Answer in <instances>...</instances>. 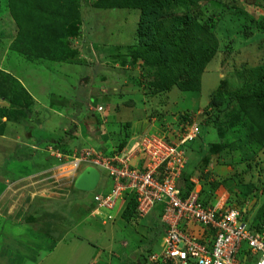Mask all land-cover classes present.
Wrapping results in <instances>:
<instances>
[{
	"label": "rangeland",
	"instance_id": "obj_1",
	"mask_svg": "<svg viewBox=\"0 0 264 264\" xmlns=\"http://www.w3.org/2000/svg\"><path fill=\"white\" fill-rule=\"evenodd\" d=\"M8 1L0 0V90L7 94L0 95L3 108L9 107L10 98H14L12 91H18V85L23 88L15 74H22L25 67L60 61L49 60L44 54L39 57L23 53L12 43L17 28L9 15ZM101 1L78 0V33L64 39L72 53L62 60L83 64L80 73H75L79 79L87 71L93 75L89 76L90 84L77 85L70 96H49L55 98H51L52 107L62 109L68 121L72 115L78 124L74 134L67 128L57 137L56 148L71 152L98 146L104 153L115 152L120 142L143 129L158 133L172 130L170 139L174 140L181 122L189 119L197 124L199 134L185 146V172L192 174L190 177L200 188V201L211 204L222 197L227 207L245 205L249 221L264 200V148L238 146L244 132L239 123L244 115L227 100L225 92L240 84L236 70L264 63V32L257 28L264 15L261 0L200 2V18L212 16L214 20L218 46L200 75L199 90L184 92L172 87L156 94L147 91L138 67L124 62L126 46L136 43L137 10L108 7ZM220 80L224 82L220 89L222 101L217 110L211 111L206 103ZM98 105L100 113L95 111ZM38 108L31 99L25 108L28 116L20 117L21 121L0 118V134L6 133L2 141L6 143H0V264H149L147 255L159 249L161 234L156 236L153 228L149 236L154 241L147 243L152 214L132 223L118 218L101 225L89 216V199L92 192L106 187L107 180L101 178L93 191L82 192L70 187L67 178L46 177V171L37 175L56 163L45 151L48 143L42 137L36 138L35 147H26V152L21 145L8 148L9 135L16 137L15 141L21 138L13 129L15 125L10 131L12 123L25 127L36 124ZM134 121L137 125L131 127ZM217 142L223 148L202 169L207 178H198L196 152L200 146ZM9 158L15 160L10 162ZM240 258L239 264H245L247 257L242 254ZM93 260L95 263H91Z\"/></svg>",
	"mask_w": 264,
	"mask_h": 264
},
{
	"label": "trees",
	"instance_id": "obj_2",
	"mask_svg": "<svg viewBox=\"0 0 264 264\" xmlns=\"http://www.w3.org/2000/svg\"><path fill=\"white\" fill-rule=\"evenodd\" d=\"M102 1L108 7L137 10L136 43L126 46L124 62L138 67L139 76L149 93L165 92L172 87L184 92L199 90L200 75L215 55L218 46L213 32L212 16L203 20L200 18V2L211 0ZM260 5L264 9V0H261ZM77 8L78 0H9L8 12L17 28L12 43L23 53L39 57L44 54L49 60L61 61L65 54L72 53L64 39L74 37L78 33ZM257 28L264 32V15L259 19ZM235 74L240 79V84L225 93L227 100L234 102L236 109L244 115L239 123L244 132L238 146L241 148L256 145L264 148V63L242 67L236 70ZM6 77L11 78L8 75ZM10 80L18 85L15 79ZM223 84V80H220L206 103V107L211 111L217 110L221 104L220 89ZM12 94L14 98H10L9 107H0V118L4 117L6 121H21L20 117L28 116L25 108L31 103V99L19 85L18 91H12ZM21 94L25 96L26 101ZM0 95L6 97L7 94L0 90ZM51 98L54 96L49 97L50 107L53 106ZM2 127L3 122L0 133ZM125 141L120 142L117 149L121 148ZM47 143L55 146L57 139ZM223 146L217 142L199 147L195 155V160L200 164L198 178H207V173L202 172V169L212 156L218 155ZM191 175L184 169L176 183L181 197L193 187V183L189 181ZM211 185L215 186L214 183ZM249 187V184L246 185V191ZM201 203L205 204L202 201ZM134 205L135 202L130 199L122 210L120 217L125 222L133 215ZM150 212L153 214V222L147 227L146 234L149 245L154 241V238H150L149 231L156 227L157 236L162 230L161 224L156 223L161 214V206L155 205ZM249 227L255 231L264 230V200L249 220ZM52 242L47 245V250ZM246 257L245 264H253L251 256L247 254Z\"/></svg>",
	"mask_w": 264,
	"mask_h": 264
},
{
	"label": "built area",
	"instance_id": "obj_3",
	"mask_svg": "<svg viewBox=\"0 0 264 264\" xmlns=\"http://www.w3.org/2000/svg\"><path fill=\"white\" fill-rule=\"evenodd\" d=\"M95 111L100 113L101 107ZM180 127L174 140L170 139L172 130H138L121 148L109 153L98 146L63 152L47 144L45 151L56 163L36 174L41 176L46 171V177L67 178L73 187V180L83 169L94 168L97 183L101 178L107 180L106 187L92 192L89 199V216L101 225L121 218L130 199L135 205L129 223L145 218L160 205L159 249L148 253L149 264H239L244 253L251 256L253 264H264V230L250 229L245 205L227 207L222 197L202 204L200 188L192 177V189L181 197L176 183L186 166L184 149L199 129L189 119Z\"/></svg>",
	"mask_w": 264,
	"mask_h": 264
},
{
	"label": "crops",
	"instance_id": "obj_4",
	"mask_svg": "<svg viewBox=\"0 0 264 264\" xmlns=\"http://www.w3.org/2000/svg\"><path fill=\"white\" fill-rule=\"evenodd\" d=\"M82 66V63H78L73 60L48 61L45 63V65L36 64L32 65V67H25L22 70V74H15V77L22 84L23 88L32 99L34 104H38L39 112L38 116H35L37 121L36 124L30 123V126L25 127L24 124L12 123L10 129L13 127V125H15L13 129L16 130L19 136L18 139L20 138V135L21 138L19 139V141H15L17 139L16 137L11 138V135L8 136L9 141L7 142V146L8 148H10V150H12V148L17 149L18 145H21L20 147L24 146L23 149L26 152V147H35L34 145H36L37 139L39 137L45 139L46 142L52 139H58V136L65 134L67 128H69V131L72 130V134L75 133L74 130H77L76 126H78L77 122L75 121L77 119L73 118L72 115H69L70 119L68 121L64 118V111L62 109L57 110L55 107H50L48 100L49 96L53 94L61 97L64 96L65 98L66 96H70L73 91H76L77 85L79 87H86L88 84H90L89 76L93 75L92 71L90 73H88L87 71L82 79H79V77L75 76V73H80V69ZM96 77L97 75L94 78ZM73 79H76V82ZM48 82H50V84H48ZM88 100H90V98ZM8 123L6 126H8ZM136 125L137 121H134L131 127H135ZM10 131L12 132V129ZM4 136H6V133L0 134V143H6L2 142L6 140ZM53 136H56V138H54ZM21 140L23 141L22 143ZM67 140L71 141V139L69 138L66 139V141ZM99 143L101 142L99 141ZM9 160L10 162H12L13 160H15V158H9ZM24 160L25 159H23L22 161ZM103 184L101 183V185ZM150 214L152 213L150 212ZM63 236H65V233L63 234ZM60 240H64V237H62V239ZM91 263H95V261L93 260Z\"/></svg>",
	"mask_w": 264,
	"mask_h": 264
},
{
	"label": "water",
	"instance_id": "obj_5",
	"mask_svg": "<svg viewBox=\"0 0 264 264\" xmlns=\"http://www.w3.org/2000/svg\"><path fill=\"white\" fill-rule=\"evenodd\" d=\"M98 180V172L87 167L83 169L73 180V187L82 192H90L94 189Z\"/></svg>",
	"mask_w": 264,
	"mask_h": 264
}]
</instances>
